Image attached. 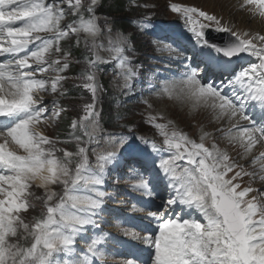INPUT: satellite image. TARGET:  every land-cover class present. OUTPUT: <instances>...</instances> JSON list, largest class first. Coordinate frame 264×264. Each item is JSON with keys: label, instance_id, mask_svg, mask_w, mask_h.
Wrapping results in <instances>:
<instances>
[{"label": "snow or ice", "instance_id": "obj_1", "mask_svg": "<svg viewBox=\"0 0 264 264\" xmlns=\"http://www.w3.org/2000/svg\"><path fill=\"white\" fill-rule=\"evenodd\" d=\"M65 3L75 17L68 24H62ZM97 3L98 0H88L87 5L84 0H0V57H4L0 61V264H104L100 246L105 234L101 230L87 236L89 227L100 228L95 217L102 211L106 195L101 190L105 170L117 155L115 151L93 148V163L86 146L99 145L94 70L99 63L108 62L97 51L104 49L97 43L101 34L95 16ZM244 4L254 6L251 10L264 18V0H244ZM170 7L192 25L189 31L197 44L211 48L215 56L208 54L202 68L200 64L190 68L178 84L166 85L160 94L196 108L211 109L217 120H248L249 126L233 123L231 128L218 131L229 144L242 149V157L254 171L245 172L217 144L206 147L203 141L208 133H202L198 143L176 129L169 131L167 124L154 123L156 117H150L163 137L160 146L152 142L153 151L167 153L161 156L158 167L167 182L169 199L156 206L165 211L147 213L158 222L153 234L140 237L124 230L125 235L142 239L150 248L146 257H133L124 264H264V203L256 196L248 198L259 190L240 189L238 183H233L244 175L264 181V150L257 154V146L264 149V36L245 39L246 33L222 26L214 15L179 4ZM197 16L209 24L201 23ZM212 24L216 25L214 31L228 33L229 38L220 44L209 41L204 29ZM108 32L111 34L112 29ZM45 33L49 35H41ZM81 35L87 54L86 68L79 78L92 93L93 102L85 105L84 115L71 123L77 149L70 152L57 149V141L39 131L66 110L53 101L52 114L46 116L49 108L40 93L64 95L60 86L67 79L63 73L69 69L71 53L61 47V42L75 36L79 45ZM254 40L260 41L259 46ZM126 42L122 35L117 40L109 35L105 50L117 62L123 87L128 88L136 73L125 54ZM53 54L56 59H51ZM241 54L255 60L249 59L248 65L237 71L232 68L233 58L240 59ZM48 71L56 75L46 78L43 74ZM213 71L229 73L227 83L221 80L217 85L211 81L208 74ZM225 88H230L231 93ZM249 106L259 108L260 122L247 114ZM77 129L82 135H75ZM125 139L120 136L119 143ZM112 143H116L115 137ZM238 167L240 170L234 171ZM231 172L234 174L229 177ZM134 181L133 190L151 195L148 180L139 176ZM33 186L42 188L44 195L35 196ZM33 200L40 201L42 210L27 222L23 213L35 208ZM133 211L142 209L133 206ZM78 239L85 242L84 248L78 247Z\"/></svg>", "mask_w": 264, "mask_h": 264}, {"label": "rangeland", "instance_id": "obj_2", "mask_svg": "<svg viewBox=\"0 0 264 264\" xmlns=\"http://www.w3.org/2000/svg\"><path fill=\"white\" fill-rule=\"evenodd\" d=\"M119 1L122 2L121 5H122V9L125 12L124 14L123 13L122 14L117 13L116 15H113L112 17L109 16L110 13H107L108 16L107 15H101V16L96 15L97 20H98L97 23L101 28V34L97 38V43H101L104 45V49H98L97 50L98 54L101 57H103L105 54H109V52L105 50L108 47L109 35H111L113 40H117L119 38V33H118V35L113 34V33H117V32H111V34H110L107 29L111 28L114 31L115 29L122 28V30H124L125 29L124 27H125V25H127L126 23H128L127 21L130 18H136V24L139 21L142 22L146 18L149 19L148 17H153L152 15L155 16V14H156V16L163 18V19L164 18H168V19L170 18V20L174 21L175 24H179V25L183 26L182 32L185 33L188 36V38H191L192 40H196L193 33L191 31H189V28L192 27V25L187 24L185 21V18L181 14L173 12L171 10L174 13V15H173V13L168 9V7L171 9L170 6L172 4H179V5H182L185 7H192V8H196V9H199L200 7H202V8H204L206 13L216 16L220 20V23L226 22V23H231V24L234 23V25H238L239 24L238 22H241V20L244 19V22H241V23L242 24L244 23L245 25L243 24L244 26L243 25L235 26L236 29L241 28L243 30H261V27H262V26L258 27L257 22H255L254 20H251L250 11H247L244 9L242 10V8H239V10H238L237 6L234 4L230 6L229 10L228 9H227V11L224 10L225 9L224 7L226 5H230L229 0H226L228 2H225L223 7L218 6V5H213L211 7L212 4L211 5H207V4L205 5V3H203L201 0H119ZM219 1H224V0H219ZM233 1L235 3H238V0H233ZM98 2H99V0H98ZM103 2H104L103 4H105V6H107L109 3L112 4L111 0H106V1L103 0ZM87 3H88V0L85 2V4L87 5ZM65 5H66V3L64 4V6ZM237 12H242V14H244V16H247V18L243 17L242 15L237 16V18L236 17L230 18V15L237 13ZM246 13H248V14H246ZM195 18L197 20H199L201 23H203L202 18H200L198 16ZM66 19H67V14L65 16L64 21ZM64 21H62V24H64ZM252 21H254L255 23H253ZM252 23L254 24V26L250 25ZM128 25H129V23H128ZM150 25L157 26L159 24H156L154 22V23H151ZM255 25H256V27H255ZM152 26H147L146 28H141V30L145 31L147 33L153 32V31H155V28L153 29ZM212 26H216V25L212 24ZM169 27H171V26H169ZM169 27H167V28H169ZM167 28L161 29V30H158V29L156 30L157 31L156 33L160 32L159 39L156 40V42H158V41L159 42L156 44H159L161 42H165L162 40L164 38L166 39V37H165L166 33L165 32L162 33V31L167 30ZM231 28L233 29V27H231ZM124 31H126L127 33H125V32L122 33V36L128 38L127 35L130 34V32L132 31L131 28L129 27L127 30H124ZM161 33H162V35H161ZM143 35H144V33L141 32L140 30H138V31L134 30V31H132V36H131V39L134 40L135 42L139 38L138 39V42H139L138 45L140 46L141 50H143L145 45L148 46V44H149V42H147L145 44L144 40H140ZM73 40H75V41H73V44L77 45L76 38H74ZM61 44H62L61 46H64V48L66 50L69 49L70 38H68L65 41H62ZM129 46H131V43L129 42V40H127V42L125 44V48H128ZM82 47L85 50V47L83 44V38H81V42L79 43L78 50H80ZM134 50L135 49H133V51ZM67 51H69V50H67ZM84 53H86V51ZM131 54L133 55L132 51H131ZM177 63H178V61H177ZM102 66H104V63H99L96 67V72L99 75L102 73L103 77H101V80L103 79V81L106 82L105 86H106L107 92L105 93V96H102V98L98 99V101H97L99 109H101V105L104 104V113L103 114L100 113L98 116V119L101 122V124L99 122V130L97 132V137L99 139V145H97L96 143H92V144H89V147H88L89 159L93 163L95 162V156L92 154V149L96 148L97 151H99V152H100V150H99L100 147H101V149L104 147L111 149L113 146L112 138L114 137V134H113L114 131L118 132L117 133L118 137L126 135L124 133H121L122 131L127 132V134H136V135L143 137L147 140H149V138H151V137H154L153 133L157 130V128H155L153 126V122L150 120V117H156V119H158V116L157 115L154 116V114H152V113H155L154 112L155 109H157L159 106H161V105L167 106L169 104V102H163L162 104H159V105L155 104V106H153L150 103H149L150 105L147 104L146 99H144V97H140V98H136V103L131 104V106L128 108V105H126L128 102H122V101H119L117 99L118 97L123 96L122 95L123 92H126L128 90L124 89L123 91L122 90L118 91V88L116 89L115 84H113V85L111 84V83H113L114 80L118 79V77L120 76L119 72L117 71L116 68L114 69V66L112 67L113 71H110V69L108 67H106V70H104ZM54 76H55V74H50L47 76V78H52ZM148 80H150V78ZM134 91L137 92V89H134ZM118 92H120L121 95H118ZM55 94L52 93V96H54ZM85 98L86 97H83L81 95L77 99H75L73 102H71V104L73 105L72 106L73 111H71V113L69 114L70 115V121H73L74 118L78 119L80 116H82L83 108L85 105H87V103H85L84 105L82 104V102L85 100ZM89 99L90 98L88 96L87 101H89ZM180 112L181 111L178 110V108H176L175 111L174 110L168 111L166 108L163 107V113L165 114V117L167 119L172 118L177 123L176 127L179 128L180 132H182V131L184 132V130H187L191 134L198 135V130L200 128H203L204 125L206 128L210 127L211 129H213L215 127V125L213 124L211 119L209 120L208 118L205 117V120L203 119L204 120L203 121L202 117H201L202 115H199V114L194 115L193 114V116H189L188 113L184 115L183 112H181V113ZM98 113H99V111H98ZM63 115H66V112H64ZM203 117H204V113H203ZM196 118H197V120H196ZM63 120H65V119L62 118L61 123H60L61 126L63 125V122H62ZM68 121H69V119H66L65 123L67 124ZM130 122H132L131 123L132 125L131 124L128 126L126 125L127 127L123 125L124 123H130ZM57 123H59V121H57V119L56 120L53 119V123H50L49 125H45V129H46V131H47V133L51 139H53L52 136H54V133L59 132V130H60V129L58 130V126H57L58 124ZM154 123H157V122L154 121ZM122 126L127 128V130H122V128H121ZM108 131L109 132L113 131V132L108 133V135H107ZM42 133L45 135L44 132H42ZM104 135L106 137L105 139H104ZM134 137H135V135H132V136L128 137L127 139H125L123 144L119 143V146L117 148L118 151H116V154H117L116 159L112 163L108 164L106 167L105 181H107L112 175L116 176L119 174L118 169H119V166L122 165V163H120L122 160L128 159L130 161L132 158V159H134L133 161L136 162L137 161L136 159L140 157V155L137 154V152H133L131 154H126L128 152L127 149L129 147H133L132 148L133 150H134V148L139 150V146H138L139 142H137V140H139V139H134ZM103 140H104V143H103ZM116 142L118 143V140ZM61 146H62L61 144L56 143V147H58V149H63ZM76 149H77V144L74 143L73 148H71L70 152H75ZM102 151L107 152V150H105V149H102ZM56 154L58 156L63 155L62 152H57ZM233 154H236V152L233 151ZM150 157H151V153H150ZM150 157H149V160L146 161L147 163L151 160ZM140 160L142 161V163L145 162V159L141 158ZM135 169H138L137 171L143 172L145 174L147 171H149L150 168H149V166L146 168H141L138 166H125L123 168V170H124V173L127 175V177H125L124 180H128V177H132L133 175H135L136 174ZM128 170H129V172H127ZM130 171H131V173H130ZM132 173H134V174H132ZM117 180L119 182L124 181L120 177L115 178L112 181H110L108 183V185L102 187L105 189V194H106L104 197V200L111 201L109 196L111 197L113 195L112 193L117 192L116 189H113V188H117V184H119V182H117ZM111 186H113L112 189L109 188ZM54 188L57 192L61 191V188L59 186H54ZM32 191L34 192L35 196H43L44 195V190H42V188H39V187L37 188L36 186H33ZM32 202L36 205L35 208H32V209L35 210L36 212H40V210H39L40 209V205H39L40 201L33 200ZM123 203L124 202H120L119 204H123ZM121 206H119L120 208H118V209H121L122 208ZM112 211H113V209L109 210V212H112ZM109 212L106 209H104V205H103L102 211L100 212V214L97 217H95V219L98 221V223L100 225V228L99 229H93V228L89 227L87 230V236L88 237H92L93 235L99 234L101 232V230H102L103 234H105V232H106L105 228L110 227V225L107 224L108 221L102 219L101 216L105 217L104 214H108ZM27 222H29V221H27ZM115 229H118V225L115 226ZM125 237H126V235H125ZM78 247L84 248L85 242L83 240L78 239Z\"/></svg>", "mask_w": 264, "mask_h": 264}, {"label": "bare ground", "instance_id": "obj_3", "mask_svg": "<svg viewBox=\"0 0 264 264\" xmlns=\"http://www.w3.org/2000/svg\"><path fill=\"white\" fill-rule=\"evenodd\" d=\"M203 3H205V5L207 4V5H211V7L213 6V5H218V6H224V3L225 2H228V1H226V0H224V1H219V0H201ZM230 1V5H226L223 9L224 10H226L227 11V9L229 10L230 9V6L232 5V3L231 2H234L233 0H229ZM238 2H240V3H242L243 5H245L244 4V0H238ZM251 8H253L254 6H252V5H249ZM239 10V9H238ZM243 10V9H242ZM245 10V9H244ZM213 12V11H212ZM232 14V13H231ZM246 14H248V13H246ZM239 15H242L243 17H245V18H247V16H244V14H242V12H237V13H234V14H232V15H230V18L232 17V18H237V16H239ZM251 17V16H250ZM242 18V17H241ZM238 20V19H237ZM241 22H244V19H242L241 20ZM241 22H238L237 24L238 25H236V26H241V25H243ZM251 22V21H250ZM253 23H255L254 21H252ZM241 23V24H240ZM249 23V22H248ZM250 24L251 26H254V24ZM223 24H226V23H224L223 22ZM234 24V23H233ZM247 24V23H246ZM245 25V24H244ZM243 25V26H244ZM257 25H258V23H257ZM223 26V25H222ZM226 26L227 27H229L231 30H233L231 27H235V26H233L232 24H226ZM261 25H258V27H260ZM255 27H256V25H255ZM257 27V28H258ZM263 29H264V26L262 27ZM163 33H164V31H162ZM160 33V32H159ZM160 35V34H159ZM161 35H162V33H161ZM166 35V34H165ZM127 36H129V34L127 35ZM166 37V36H165ZM157 39V38H156ZM158 40V39H157ZM156 41V40H155ZM156 43H158V42H156ZM164 43V45L166 44L165 42H161L160 44H163ZM180 48H182L183 49V47L181 46ZM184 50V49H183ZM105 56V55H104ZM189 56H190V58H191V53L189 54ZM182 60H184V63L187 65V64H190V61L187 59V57H185V59H182ZM186 61V62H185ZM198 63L199 61H198V59L194 56L193 58H192V63ZM115 81V82H114ZM113 81V83H111L112 85L113 84H115V87H116V89L117 88H123V85H124V80L121 78V76L120 77H118V79H116V80H114ZM181 81V80H180ZM154 96H156V101H154L153 103H154V106H155V104H162L163 102H169V104L165 107V106H163V105H161V106H159L157 109H155V113L156 114H160V113H163V107L164 108H166L168 111L170 110V111H175V109L176 108H178V110H180L181 112H183L184 113V115L185 114H187L188 113V115L189 116H193V114L195 115V114H199V115H202V113H200L199 111L196 113L195 112V110H194V108L192 109L191 107H190V105H189V102H186V101H182V100H179V99H175V98H169L167 95H161L160 93H158L157 95H154ZM167 99H170V101H167ZM147 100V99H146ZM175 108V109H174ZM177 111V110H176ZM179 112V111H178ZM180 112V113H181ZM172 114V113H171ZM200 117V116H199ZM192 118V117H191ZM182 119V118H181ZM200 119V118H199ZM191 120V119H190ZM196 120H197V118H196ZM210 120V119H209ZM202 122V121H201ZM208 122V121H207ZM209 124V123H208ZM118 146H119V142L117 143H113V146H112V148H111V150L112 151H118L117 150V148H118ZM149 148H150V152L149 153H147V152H143L142 153V155H143V157H142V159L144 158L145 159V162L146 161H148L149 160V157H150V153H151V151L153 152V148H152V146L150 145L149 146ZM235 152V151H234ZM151 158V157H150ZM121 163V162H120ZM140 163H142V161L139 159L137 162H136V164H140ZM133 168V167H132ZM130 170V169H129ZM133 171V170H132ZM128 172V171H127ZM130 173H131V171H130ZM132 174H134V173H132ZM38 188V187H37ZM264 188V187H263ZM121 207H124V206H121ZM120 208V207H119ZM120 235H123V236H125V234H122L121 232H120Z\"/></svg>", "mask_w": 264, "mask_h": 264}, {"label": "trees", "instance_id": "obj_4", "mask_svg": "<svg viewBox=\"0 0 264 264\" xmlns=\"http://www.w3.org/2000/svg\"><path fill=\"white\" fill-rule=\"evenodd\" d=\"M111 1H112V4L109 3L107 6H105V4L100 5V7L98 8V11H101V12L106 13V14L110 13L109 15H111V16L116 15L117 13H121V14L125 13L124 10L122 9V5H121L122 2L121 1H119V0H111ZM124 28H128V24L125 25ZM78 56H80V54ZM72 92L76 93V90L74 89Z\"/></svg>", "mask_w": 264, "mask_h": 264}, {"label": "water", "instance_id": "obj_5", "mask_svg": "<svg viewBox=\"0 0 264 264\" xmlns=\"http://www.w3.org/2000/svg\"><path fill=\"white\" fill-rule=\"evenodd\" d=\"M208 34H210V33H208ZM211 35V34H210ZM209 41H211L210 39H208ZM211 42H213V43H215V44H220V42H215V41H211Z\"/></svg>", "mask_w": 264, "mask_h": 264}]
</instances>
